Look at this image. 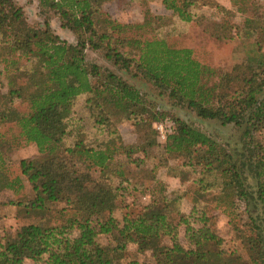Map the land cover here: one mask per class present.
<instances>
[{
    "label": "trees",
    "instance_id": "trees-1",
    "mask_svg": "<svg viewBox=\"0 0 264 264\" xmlns=\"http://www.w3.org/2000/svg\"><path fill=\"white\" fill-rule=\"evenodd\" d=\"M37 1L75 35L76 44L60 41L47 24L43 29L29 27L18 7L0 0V75L4 73L7 87L0 94V191L16 195L27 183L32 197L16 206L40 216L58 208L53 225H24L1 242L0 264H124L130 244L145 258L128 264H264V143L255 140L264 133V45L256 40L241 65H232L217 84L208 86L205 78L211 73L191 50L174 49L142 34L128 37L143 25L116 23L100 12L114 0ZM249 1L231 0L230 5L245 15ZM161 4L184 22H191L190 10L196 7L225 12L214 0ZM244 24L246 37L264 33L261 17L246 16ZM86 50L99 52L126 73L133 68L198 118L242 128V152L235 157L184 122L150 111L137 88L89 63ZM255 79L260 84L255 86ZM81 96L94 137L89 145L79 138L62 148L66 119ZM124 121L144 139L142 146L121 143L117 128ZM164 121L171 130L164 153L193 176L191 193H167L157 179V167L143 178L132 176L130 168L140 169L143 157L131 156L147 154L153 136L157 139L153 125ZM145 128L146 138L141 135ZM30 145L39 157L20 160L21 177L9 179L8 154ZM202 169L209 176H202ZM131 193L148 196L149 202L137 204L133 196L116 219L117 201ZM207 196L209 202L202 206ZM182 199L192 203L187 215L178 209ZM219 216L227 219L236 237L230 250L217 233ZM101 236L109 239L105 246L97 242Z\"/></svg>",
    "mask_w": 264,
    "mask_h": 264
},
{
    "label": "rangeland",
    "instance_id": "rangeland-1",
    "mask_svg": "<svg viewBox=\"0 0 264 264\" xmlns=\"http://www.w3.org/2000/svg\"><path fill=\"white\" fill-rule=\"evenodd\" d=\"M9 1L14 7H18L21 10L26 24L29 27L43 29L44 24H47L49 31L59 38L60 41L68 45L76 44L75 35L71 31L61 28V20L48 7L40 6L37 0ZM235 1L239 2L240 0ZM230 2L231 0H229V5ZM248 3L247 12L244 13L245 15H239L231 5L228 9L224 8L225 12L221 10L215 11L208 6L196 7L190 10V14L194 16L191 22H184L166 10L161 4V0H114L105 3L101 7L100 12L116 23L143 25L140 30H131L127 35L128 37L131 35H135L136 37L142 34L144 38H154L164 41L174 49L191 50L193 58L209 69L211 75L208 76L209 78H204L207 79L208 86H212L219 82L220 76L231 71L232 65H241L244 55L253 48L252 46L257 42L256 40L261 45H264V33H261L259 36L248 35L246 37L247 28L244 24L246 16L248 18L257 16L264 19V0H250ZM252 10H256L254 15H252L254 13ZM262 54H264V50ZM85 55L89 63L97 64L112 71L127 83L137 88L150 111L161 113L170 121L178 120L184 122L209 137L217 145L235 157L242 152V128L235 127L231 124L222 126L215 120H202L185 106L177 105L175 102L169 100L165 93L160 94L155 87L140 78L133 68L126 73L112 66L110 63L105 62L99 52L86 50ZM252 83L255 86L260 84L256 79ZM260 87L262 88L261 96H264V84L260 85ZM6 92V78L4 73H1L0 94H5ZM84 100V96L75 100L72 111L68 119H66V135L62 143V148L71 147L79 138L82 139L85 145H89L94 137L93 121L85 113ZM12 132L13 135L18 133L16 129H13ZM117 132L121 143L126 146L143 145L144 139L139 138L140 134L135 135L130 121H124L118 124ZM141 135L146 138L148 136V130L145 128ZM152 140L154 141V146L148 149L145 156L139 153L131 156V158L135 159H141L143 157V165L140 169L130 168L132 176H135L136 179L143 178L152 168L157 167V178L162 186L166 188L165 191L167 193H170L171 191L169 190L178 186V183H174L175 185L169 183V175L171 174H178L181 177L183 181L182 187L185 192H193L195 187L189 184L193 176L188 174L186 168L180 167L179 160L177 162L166 156L163 150L165 143H160L154 136ZM255 140L259 143H264V133L260 137H256ZM8 157L9 164L6 175L9 179H12L14 177H21L18 166L20 160H34L39 156L35 146L30 145L14 150L8 154ZM196 170L199 171V169ZM201 174L202 176H209V173L204 169H202ZM211 178H208L207 181L213 182ZM186 179L188 183L185 184ZM133 196L137 197L135 198L137 204H147L149 202L148 196L138 197L137 194L131 193V197L117 201V210L113 214L116 219L120 218L122 213L121 208L126 204H130L134 198ZM31 197V190L27 183H24L23 190L16 195L8 190L0 191V243L9 237H13L21 226L29 224L51 226L55 223V210L58 208L57 205L52 207L44 216L32 213L28 214L22 208L16 206L18 201ZM209 199L210 196H207L202 201V206L206 205ZM178 205L179 209L185 214L191 208L190 202L186 201H180ZM241 205L242 203H239L240 207ZM216 227L217 233L223 238L225 248H228V250L233 248L236 237L229 225H227V219L224 216L217 218ZM179 238L182 244L185 245L181 233ZM97 242L105 246L109 243V239L101 236L97 239ZM125 250L124 264L133 261H144L145 257L136 253V247L134 245H127ZM23 264L44 263L43 261L34 263L31 260H24Z\"/></svg>",
    "mask_w": 264,
    "mask_h": 264
},
{
    "label": "crops",
    "instance_id": "crops-1",
    "mask_svg": "<svg viewBox=\"0 0 264 264\" xmlns=\"http://www.w3.org/2000/svg\"><path fill=\"white\" fill-rule=\"evenodd\" d=\"M215 1V3L216 4H218L219 6H221V7H223V8H229V0H214ZM228 6V7H227ZM171 172V171H170ZM170 177H169V179H170V181H169V183H178V186L176 187V188H172L171 190H169V191H171L170 193H172V192H178L179 194H182V193H184L185 192V190H184V188L182 187L183 186V181H182V179H181V177H179V175L178 174H176V175H173V174H171V175H169ZM184 178H186V177H184ZM158 179V178H157ZM187 180V179H186ZM192 180H193V178H191L190 179V181H189V184H192ZM162 181V180H161ZM185 184L186 183H188V180L187 181H185L184 182ZM175 185V184H174ZM181 189V190H180ZM181 201H186V202H190V201H187L186 199H182ZM190 204H191V208H192V203L190 202ZM190 208V209H191ZM178 209H179V206H178ZM179 211L181 212V213H183V211H181L180 209H179ZM189 212H190V210H189ZM188 212V213H189ZM188 213H183V214H185V215H187ZM180 237V234H179V236H178V238ZM183 238V237H182ZM179 240H180V238H179Z\"/></svg>",
    "mask_w": 264,
    "mask_h": 264
},
{
    "label": "built area",
    "instance_id": "built-area-1",
    "mask_svg": "<svg viewBox=\"0 0 264 264\" xmlns=\"http://www.w3.org/2000/svg\"><path fill=\"white\" fill-rule=\"evenodd\" d=\"M154 130L157 134V140L160 143H164L167 136L170 135V125L167 123V121L164 122H158L153 125Z\"/></svg>",
    "mask_w": 264,
    "mask_h": 264
}]
</instances>
